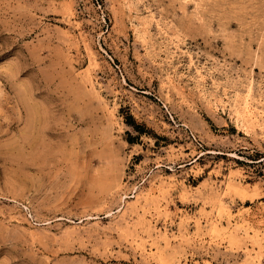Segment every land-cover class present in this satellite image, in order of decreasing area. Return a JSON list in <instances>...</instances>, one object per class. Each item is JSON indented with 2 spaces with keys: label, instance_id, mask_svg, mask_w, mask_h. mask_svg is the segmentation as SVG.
Masks as SVG:
<instances>
[{
  "label": "rangeland",
  "instance_id": "1",
  "mask_svg": "<svg viewBox=\"0 0 264 264\" xmlns=\"http://www.w3.org/2000/svg\"><path fill=\"white\" fill-rule=\"evenodd\" d=\"M0 264H264V0H0Z\"/></svg>",
  "mask_w": 264,
  "mask_h": 264
}]
</instances>
